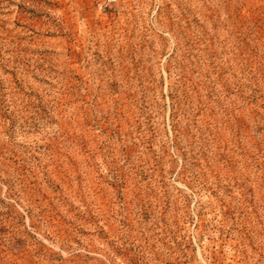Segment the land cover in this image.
<instances>
[{
    "label": "rangeland",
    "instance_id": "obj_1",
    "mask_svg": "<svg viewBox=\"0 0 264 264\" xmlns=\"http://www.w3.org/2000/svg\"><path fill=\"white\" fill-rule=\"evenodd\" d=\"M0 264H264V0H0Z\"/></svg>",
    "mask_w": 264,
    "mask_h": 264
}]
</instances>
